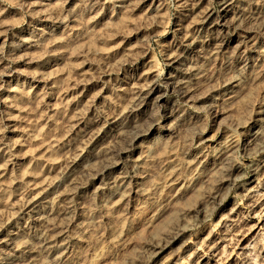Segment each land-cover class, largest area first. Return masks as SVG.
Returning <instances> with one entry per match:
<instances>
[{"label": "rangeland", "instance_id": "obj_1", "mask_svg": "<svg viewBox=\"0 0 264 264\" xmlns=\"http://www.w3.org/2000/svg\"><path fill=\"white\" fill-rule=\"evenodd\" d=\"M224 1L0 3V264H29L20 260L44 229L32 200L97 131L83 158L107 150L110 166L96 163L88 173L73 166L76 189L60 200L46 196L53 200L56 230L63 226L72 236L84 217L93 218L92 230L73 246L78 259L71 263L131 264L126 258L143 254L147 264H220L234 238L242 251L264 228L257 219L264 212V152L255 161L231 159L264 144V136L254 137L264 128V36L242 27L264 16V4L249 8L248 0H229L224 8ZM237 79L242 91L228 100L224 93L235 90ZM182 80L189 87L182 88ZM149 84L155 94L135 101L137 89ZM212 85L218 86L192 101ZM205 105L208 131L188 147V130L205 122L193 109ZM230 118L245 123L233 133ZM149 149L138 181L158 185L145 194L131 189L105 211L101 203L113 184L119 176L132 184L136 162ZM168 177L175 183H166ZM193 218L199 226L170 243L147 242L158 234L167 241L178 222ZM34 259L49 264L43 255Z\"/></svg>", "mask_w": 264, "mask_h": 264}, {"label": "bare ground", "instance_id": "obj_2", "mask_svg": "<svg viewBox=\"0 0 264 264\" xmlns=\"http://www.w3.org/2000/svg\"><path fill=\"white\" fill-rule=\"evenodd\" d=\"M228 2L229 0H225L222 3L224 8L229 5ZM233 83V87H235V90L231 91V89L230 91H226L224 93L226 99L228 100L238 98L240 93L237 94V91H242L240 79L233 81ZM187 84L188 82L184 80L180 82V86L182 88L189 87ZM155 89L156 88L152 84L141 86L135 92L136 99L134 100L138 101L140 100V98L149 99L155 94ZM124 129L125 127L120 128L119 132H123ZM101 133V131H97L90 136L88 135V144H92L100 136ZM254 134L255 138L263 137L264 128H260ZM88 144L80 148L78 150V153L70 158L68 166L65 168V170L47 185V188L45 190L46 192L32 200V213L33 215L39 217V219L41 220L40 222L44 226V229L40 233V235L33 239L35 246L29 252L30 255H27L26 258L20 260L21 262L28 261L29 264H34V258L38 257L39 255H43L49 260V264H51V262L55 261V257L60 255L61 253H63V256L61 257V260L57 262V264H75L74 262L71 263L72 261H69V259H78V252L73 249V246L75 243H82L86 233H89L92 230L94 225L93 218L84 217L83 222L81 223L80 230L72 236L68 235L67 232L64 231L63 226L59 227V229L56 230L57 227L54 224V211L53 208L51 209V207L53 206V200L46 199V196L48 194H52L54 195V198L56 200H60L64 196V194L68 195L76 189L77 179L74 175V171L72 170L73 166L78 167L81 173L90 172L94 168L96 163L102 165L103 169L107 168V166H110V157L107 150L104 151V153L100 157L96 153H92V155H90L91 159L85 161L83 158V154L85 151L90 150ZM150 155L151 149L146 150L144 152V157L136 162V166L132 171V184L129 185V183L126 182V178H124L123 176L118 177L116 182L113 184L111 191L109 192L108 199L104 200L101 203L105 211H107V209H109L111 206L121 204L125 200V198L129 196V194L131 193V189H135V192L145 194L158 185L153 184L144 186L141 185L138 181L144 176L143 162ZM165 181L166 183H175V181H172V179H170L169 177ZM61 188L65 191L64 193L59 191ZM39 206H43V210H40ZM2 260L4 259H0V261ZM5 261H7L6 264H8L10 262H13L14 260L5 259ZM17 261L20 262L19 260Z\"/></svg>", "mask_w": 264, "mask_h": 264}, {"label": "clouds", "instance_id": "obj_3", "mask_svg": "<svg viewBox=\"0 0 264 264\" xmlns=\"http://www.w3.org/2000/svg\"><path fill=\"white\" fill-rule=\"evenodd\" d=\"M101 0H96V3H100ZM117 0H103V3L105 4H115ZM0 3L3 4H10L11 0H0ZM133 3L135 6H139L141 3H143V0H133ZM169 4H172V0H169ZM249 8H251L252 5H260L264 4V0H248ZM156 18H153L155 20ZM242 27H246V30L248 32H254L258 36H264V16L261 17H255V20L249 19L247 25H242ZM167 26L165 25V30ZM3 33H0L2 35ZM158 35H164V32L159 33ZM239 47V45H237ZM3 46L0 45V52H2ZM232 55H235V51H233ZM159 67V65H158ZM191 71V69H189ZM163 74V68H159V74ZM3 73H0V76H2ZM158 82V81H154ZM218 85H212L210 88L206 89L205 91L201 92L199 95H194L192 97V101L200 100L203 97L207 96L209 92L212 90V88L217 87ZM2 87V86H0ZM259 102L264 103V99H260ZM257 103V99H253L251 101V105H254ZM191 106V105H188ZM196 112L203 113L205 115V122L202 126H197L194 128H191L188 130L186 136L183 138L186 145L188 147H195L198 146L195 141L196 138L199 136H202L204 133L208 131V116L210 115V105H205L204 107L200 108H194L193 109ZM248 117L251 116V111L249 110L246 114ZM163 119L161 114L159 112H156L154 114V122H159ZM231 125V130L233 133L236 132V129L241 127L244 123V119L236 120V119H229L228 121ZM2 131V130H0ZM219 131V129H217ZM236 139L238 141L239 137L238 135L236 136ZM264 152V144H262L259 148L254 149L252 153L248 155V157L240 156L239 152L237 151L236 153L233 154L231 159H236V160H243L245 158L252 159V160H257L258 156ZM0 167H3V165H0ZM242 179V177H237V180ZM257 219H264V212H261L258 214ZM211 220V212L209 211V221ZM199 226L198 223L196 222L195 218L188 220L187 224H181L177 223L175 228L169 233L167 241L165 240V237L163 235H155L151 237L147 242L149 244H154V245H160L163 246L165 242L170 243L171 239L175 235H179L180 232L182 231H187L191 227H197ZM5 227L4 223H0V229H3ZM255 225L253 226V228ZM252 228L242 230L240 233L237 235L239 236H244L247 235L248 233L252 232ZM211 235V233H209ZM54 239V237H53ZM241 248V245L239 242H236L234 238V242L232 245L229 246V249L225 250V253L223 256L220 257V264H228V261L232 260L235 258L236 264H264V228H261L259 232L252 238V240L247 243L246 245L243 246V250H238ZM152 256L155 255L153 252L151 254ZM63 256V253L55 257V261L51 262V264H57L61 260V257ZM95 259V258H94ZM130 259L131 264H147L148 259L150 257H146L143 254H138V255H130V257L126 258Z\"/></svg>", "mask_w": 264, "mask_h": 264}]
</instances>
